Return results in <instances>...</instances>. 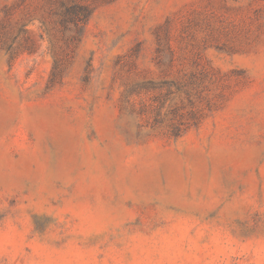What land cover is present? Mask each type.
Returning a JSON list of instances; mask_svg holds the SVG:
<instances>
[{
	"label": "rangeland",
	"instance_id": "obj_1",
	"mask_svg": "<svg viewBox=\"0 0 264 264\" xmlns=\"http://www.w3.org/2000/svg\"><path fill=\"white\" fill-rule=\"evenodd\" d=\"M0 264H264V0H0Z\"/></svg>",
	"mask_w": 264,
	"mask_h": 264
},
{
	"label": "trees",
	"instance_id": "obj_2",
	"mask_svg": "<svg viewBox=\"0 0 264 264\" xmlns=\"http://www.w3.org/2000/svg\"><path fill=\"white\" fill-rule=\"evenodd\" d=\"M90 9L87 5L73 3L64 8L60 14L63 15L62 23H71L75 27L76 34L79 35L82 25L88 18Z\"/></svg>",
	"mask_w": 264,
	"mask_h": 264
}]
</instances>
